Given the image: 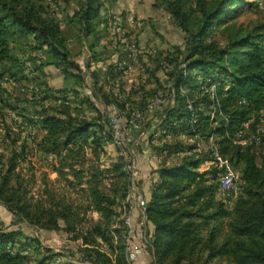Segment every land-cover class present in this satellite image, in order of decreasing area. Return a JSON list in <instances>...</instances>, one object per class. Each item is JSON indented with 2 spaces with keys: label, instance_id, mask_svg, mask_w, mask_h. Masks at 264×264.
<instances>
[{
  "label": "trees",
  "instance_id": "16d2710c",
  "mask_svg": "<svg viewBox=\"0 0 264 264\" xmlns=\"http://www.w3.org/2000/svg\"><path fill=\"white\" fill-rule=\"evenodd\" d=\"M102 1L64 0L73 9L60 19L46 0H0V78L13 82L26 79L25 62L14 52L34 51L39 54L38 65L31 72L45 66L59 69L63 83L76 82L74 92L80 97L76 114H57L53 109L54 113L47 115L43 111L37 121L41 134L34 148L12 149L2 160L0 205L15 223L42 232L61 230L79 241L95 264H128L124 229L112 231L116 208L127 192L122 171L125 159L116 155L108 165H100V156H106L105 145L111 140L109 121L87 95L80 94L84 78L69 49L72 40L83 42L91 51V61H99L93 51L96 45L86 47L84 41L96 39L103 21ZM251 4L248 0H167L182 44L165 57L166 80L158 83L164 102L150 110L143 103L136 112L142 114L146 128L159 131L156 147L165 136L162 132L174 138L178 131L191 138L212 135L222 157L238 171L242 185L240 196L228 210L216 200L218 171L210 167L207 155L178 157L181 143L162 145L159 152L167 157L174 154L177 162L169 166L163 161L158 166L146 198L147 225L153 236L145 251L150 252L153 264H264V158L259 164L256 152L243 148L234 137L240 126L263 108L264 32L234 24ZM182 63L185 74L178 70ZM212 85L216 86L215 103L204 93ZM128 99L127 95L116 103L125 119L135 114L125 106ZM65 102L61 101L60 108H65ZM188 102L204 106L195 124L190 123L192 112L185 109ZM212 107L218 115L211 120L206 112ZM85 111L94 116H83ZM31 152L55 159L50 168L55 179L43 173L38 193L31 192L33 176L23 174L22 164L30 166ZM203 166L206 171H201ZM110 181L111 188L106 191L105 184ZM93 213L97 217H92ZM20 237L18 230L0 228V264H33L27 255L11 252ZM99 241L107 252L101 251ZM41 253L37 264L54 258L48 250Z\"/></svg>",
  "mask_w": 264,
  "mask_h": 264
},
{
  "label": "rangeland",
  "instance_id": "374dc122",
  "mask_svg": "<svg viewBox=\"0 0 264 264\" xmlns=\"http://www.w3.org/2000/svg\"><path fill=\"white\" fill-rule=\"evenodd\" d=\"M46 1L59 14L60 19L64 14L69 15L72 12L73 5L68 7L64 0ZM248 1L252 3V7H246L234 24L252 32L263 33L264 1ZM102 2L104 6L103 21L99 24L96 39L92 41L89 38L84 41L86 47L92 43L96 45L93 51L96 52L99 61H91V51L84 47L83 42L77 43L72 40L69 49L84 78L80 94L87 95L103 116L115 117L117 122L115 130H118V134H122V141L126 143L125 148L119 147V143L113 138L110 129L111 140L106 143L104 149L106 156H100L99 159L102 167L114 161L116 155H120V153L125 159L122 171L126 175L127 192L124 201L116 208L118 216L112 227V231L123 228L124 233L127 206L132 203L129 196L131 197L135 193L132 191H136L146 198L145 192L150 185V178L155 174L158 166L163 161H166L169 166L177 162L176 158L173 161L174 154L172 157H170L171 155L167 157L166 154L160 153V147L181 143L183 150L178 157L189 156L197 150L198 141L195 137L191 138L181 131H178L175 138L170 133L162 132L165 136L160 138L159 146L156 147L160 133L156 129L146 128L142 121L143 118L137 123H133L132 129L124 127L125 118H118L120 112L116 103L124 101L127 95L129 99L125 106L127 110H134L135 114L139 113L136 111L143 103H146L148 108L155 106V99H159L162 95L158 91V83H164L166 80L163 68L165 57L173 47L182 44L170 11H168L167 0H103ZM218 38L221 37L218 35ZM14 55L25 62L26 79L13 82L6 77L0 78V163L7 158L12 149L19 150L24 146L28 150L34 148L41 134L37 121L43 111L50 115V113H54L53 109H55L57 114L65 112L72 115L77 113L79 107L80 97L78 98L74 92L75 81L63 83L61 71L53 66H45L36 73L31 72L35 64L38 65L35 60L39 54L34 51H16ZM92 78L96 81V86ZM198 79L202 81L203 77L200 75ZM151 95L155 97H150ZM62 100L67 101L64 103L65 108H60ZM191 106L196 115L195 119H197V112L204 106L201 104L195 106L191 104ZM187 108L188 106L185 107V109ZM81 114L87 117L92 115L87 111ZM129 119L131 118L127 120ZM153 135L155 136L154 140L150 143V137ZM127 138L130 142H126ZM255 156L260 164L263 160L261 155L256 154ZM28 161L30 166L22 164L23 174L26 178L33 176L34 184L31 185V192L38 193L42 187L40 178L43 173H47L50 179H55V175L50 171L55 159L52 156L31 152L28 155ZM210 167H212L211 164ZM206 170V167H201V171ZM110 183L111 181L105 184L106 191L111 188ZM217 192L216 200L219 201ZM70 193L75 197L73 192ZM225 207L228 210L232 208ZM137 216L134 211L132 219L135 220L139 228L141 221ZM92 217L95 218L97 215L93 213ZM0 228L18 230L22 233V237L18 238L10 247L11 252L27 255L33 264L39 262L43 250H48L49 254L54 256V258L47 259L44 264H56V260H58V264H95L94 258L88 257L83 252L85 247H81L79 241L72 240L61 230L42 232L29 228L24 223H15V220L1 205ZM149 233L148 228L144 227L140 230V236L136 238L138 244L144 248L148 244ZM112 236L115 240L116 234L114 233ZM99 243L101 242L99 241ZM101 244V251L107 252L104 243ZM137 264H153L150 252L146 250L144 255L138 259Z\"/></svg>",
  "mask_w": 264,
  "mask_h": 264
},
{
  "label": "built area",
  "instance_id": "2783aa9c",
  "mask_svg": "<svg viewBox=\"0 0 264 264\" xmlns=\"http://www.w3.org/2000/svg\"><path fill=\"white\" fill-rule=\"evenodd\" d=\"M264 46V43H263ZM164 69H165V64ZM178 70L181 71L182 74L186 73V65L182 63L178 66ZM204 88L202 87V91ZM204 93L208 94L209 100L211 103L216 102V86L212 85L209 89L204 90ZM155 106H149L150 109L152 107H157L164 102V100L159 97V99H155ZM244 101H241L240 104H243ZM188 110L192 112L191 114V124L196 123V115L192 109L191 104L188 102L187 104ZM204 109L199 110L197 113L203 112ZM137 115V116H136ZM218 114L216 113L214 107L206 112V116L211 120L216 117ZM118 118L121 117V113H118ZM131 119H126V124L124 127L126 129H132L133 123H137L138 120H141L142 114L137 113ZM109 127L111 132L113 133V138L117 140L119 143V147H126V143L122 141V134H118V130L116 131L117 122L115 117L107 116ZM143 120V119H142ZM257 123L252 127L254 121ZM126 135V134H125ZM235 140L238 144H240L243 148H251L256 154L261 155L264 158V92H263V108L253 114V116L249 119V121L245 122L240 126V128L234 133ZM195 139L198 141L197 150L193 152V154L198 156L207 155L211 160V166L218 171L217 182H218V199L224 205L228 207H233L237 198L241 193V183L239 181V173L232 166L228 159L222 157L221 152L215 142L214 137L208 136H199L196 135ZM126 142H130L129 139H126ZM131 144V143H130ZM121 156L122 153H120ZM155 162V160H154ZM157 175H155L156 177ZM133 180V179H132ZM239 182V183H238ZM132 194L130 201L132 202L130 206H127V215L125 218V231L122 236V240L124 243V256L125 260L128 264H137L138 259L144 255L145 248L141 244L139 245L136 238L140 236V230L144 227H147V217H146V198H144L141 194H138L136 191ZM140 193V192H139ZM136 211L137 218L141 221L139 222V228L134 219H132V213ZM153 233L148 234V241L152 238ZM58 264V260L55 261Z\"/></svg>",
  "mask_w": 264,
  "mask_h": 264
},
{
  "label": "crops",
  "instance_id": "0c3cea01",
  "mask_svg": "<svg viewBox=\"0 0 264 264\" xmlns=\"http://www.w3.org/2000/svg\"><path fill=\"white\" fill-rule=\"evenodd\" d=\"M180 38H181V35H180ZM155 180H156V177L153 175V176L150 178V182H149L150 185L147 187V192H145V193H146V194H145L146 198H147V196L150 194V191H149L150 189H149V188H150L151 184L155 182ZM147 228H148V233L150 232L149 234L153 233V229H152L151 226L147 225Z\"/></svg>",
  "mask_w": 264,
  "mask_h": 264
}]
</instances>
